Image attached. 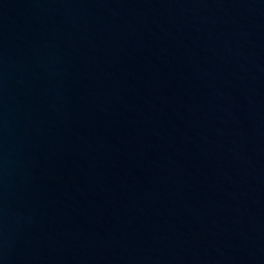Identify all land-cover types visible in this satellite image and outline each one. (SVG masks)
Returning a JSON list of instances; mask_svg holds the SVG:
<instances>
[{"label": "water", "instance_id": "obj_1", "mask_svg": "<svg viewBox=\"0 0 264 264\" xmlns=\"http://www.w3.org/2000/svg\"><path fill=\"white\" fill-rule=\"evenodd\" d=\"M0 264H264V0H0Z\"/></svg>", "mask_w": 264, "mask_h": 264}]
</instances>
